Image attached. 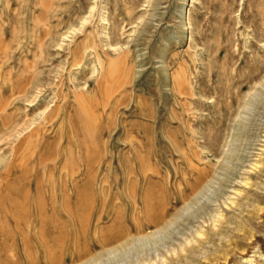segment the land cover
<instances>
[{"label":"rangeland","instance_id":"obj_1","mask_svg":"<svg viewBox=\"0 0 264 264\" xmlns=\"http://www.w3.org/2000/svg\"><path fill=\"white\" fill-rule=\"evenodd\" d=\"M0 264H264V0H0Z\"/></svg>","mask_w":264,"mask_h":264}]
</instances>
